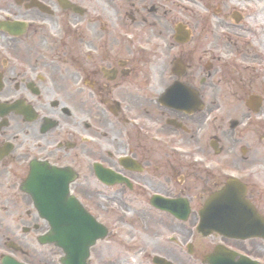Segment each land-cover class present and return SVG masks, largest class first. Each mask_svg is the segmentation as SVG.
Returning <instances> with one entry per match:
<instances>
[{
  "label": "flooded vegetation",
  "instance_id": "1",
  "mask_svg": "<svg viewBox=\"0 0 264 264\" xmlns=\"http://www.w3.org/2000/svg\"><path fill=\"white\" fill-rule=\"evenodd\" d=\"M202 2L0 0V264L67 257L32 196L55 178L107 229L87 264L140 224L137 264H264V13ZM237 198L247 233L210 229Z\"/></svg>",
  "mask_w": 264,
  "mask_h": 264
},
{
  "label": "rangeland",
  "instance_id": "2",
  "mask_svg": "<svg viewBox=\"0 0 264 264\" xmlns=\"http://www.w3.org/2000/svg\"><path fill=\"white\" fill-rule=\"evenodd\" d=\"M199 2V0H196ZM201 1V0H200ZM208 0H203L202 3H205ZM241 3L246 2V0H237ZM247 1H255V5L257 8H259L263 13H264V0H247ZM256 8V11H257ZM258 9V12H259ZM256 18H250V20H252V25H257L259 26V22L255 20ZM263 30H264V23H263ZM218 33H220L221 30V24L218 26L217 28ZM251 34L255 35L256 38H262L264 39V31H261V29H257V31H252ZM208 36V35H207ZM210 38V41L207 40L208 45H211L213 48L218 47V45L216 46L217 42L216 39L213 36H208ZM232 47H230L229 49H227V51L231 52L232 51ZM121 208L119 206L115 207L113 213H118L121 214L120 212ZM112 214V212H111ZM114 218L116 216H113ZM142 218V217H141ZM0 220L2 221L3 225H6V218L4 216L0 217ZM116 222H119V219H117ZM117 224V223H116ZM135 228L139 231H134L132 229H130L129 231H125V233L123 234L122 237H118V238H112L111 242L108 244V251H109V257L111 258V262L113 263L114 261H116L115 257H119L122 258L123 260H125V264H137L135 263L132 258L134 259H138L139 258V262L142 259V254H144V256H147L145 253H141L140 252V246H141V242H142V234H145L146 231H142L144 228V224H140L139 226H135ZM134 228V229H135ZM150 231V230H148ZM139 232V233H138ZM5 234H7L6 232H3ZM2 234V233H1ZM0 234V235H1ZM140 244V245H139ZM139 245V247L137 248V246ZM150 251V249H147ZM45 254H46V258L50 259L49 255L51 254V249L47 246L45 248ZM121 259V260H122ZM45 264H49L47 262H45Z\"/></svg>",
  "mask_w": 264,
  "mask_h": 264
},
{
  "label": "water",
  "instance_id": "3",
  "mask_svg": "<svg viewBox=\"0 0 264 264\" xmlns=\"http://www.w3.org/2000/svg\"><path fill=\"white\" fill-rule=\"evenodd\" d=\"M47 204H49V208L47 209V211L45 213V217L50 222V224L52 226H54L55 223H56V219H57V214L55 212L54 201L53 200H48ZM232 204H233L234 208H236V210L239 213H240V211H243V212L249 211V213H250V208L246 207V206H243V204L241 202L233 201ZM235 216H236V214H235ZM71 224L76 226L75 222H71ZM218 229H220V224H218Z\"/></svg>",
  "mask_w": 264,
  "mask_h": 264
}]
</instances>
